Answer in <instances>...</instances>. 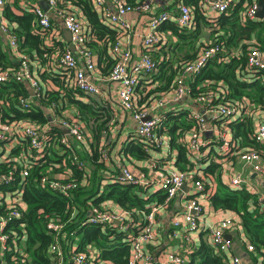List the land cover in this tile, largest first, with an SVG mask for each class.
Returning <instances> with one entry per match:
<instances>
[{
  "label": "trees",
  "instance_id": "trees-1",
  "mask_svg": "<svg viewBox=\"0 0 264 264\" xmlns=\"http://www.w3.org/2000/svg\"><path fill=\"white\" fill-rule=\"evenodd\" d=\"M19 1L6 0L1 15L8 24V30L17 39L18 52L39 63L35 69L36 75L33 70L32 73L40 85L49 79L57 88H42L40 95L31 99L25 82L10 79L0 83V122L13 128V138L16 139L5 159L0 160V174L11 171L13 175L12 180L1 187V191L11 193L20 189L25 206L22 217L9 220L4 227L8 246L6 259L10 262L9 258L14 257L13 264H53L50 245L54 241L55 232L47 224L51 219H59L64 225L58 238L64 245L77 237L78 251H84L91 246L99 249L101 256L114 264H127L129 247L122 232H118L111 225L79 226L77 221L85 216L88 206L105 205L113 208L116 204L128 210L146 209V204L152 199L143 198L142 194L146 189L144 186L103 180L101 174L107 171V166L104 162L102 139L107 131L108 117L100 111L94 100L73 85L72 73L60 63L61 56L68 48L55 50L54 42L45 45L43 38L49 30L42 31L38 28L33 5L22 7ZM123 1L129 7L145 2ZM202 1L183 0L193 14L191 27L181 28L175 21L168 19L156 28L160 43L149 51V55L156 63L151 76L154 81H158V85L151 90L138 92L139 96L134 105L136 108H144L161 98L163 93H173L176 79L184 65L193 62L201 48L216 46L218 49L214 55L197 74L189 78L190 96L193 98L214 90L217 94L210 103L212 105L247 100L248 115L231 120L227 125L234 140H240L241 145L247 149L260 152L264 146L251 135L255 127L254 112L257 114L256 111H259L263 116L258 119H264V71L247 67V55L253 47L264 52V18L246 16L248 6L258 0H235L213 22L205 20L201 13ZM56 11L75 14L85 22L88 37L86 46L96 55L103 74L108 75L115 62L111 50L120 40V28L107 19L103 20L91 0H57ZM202 25H209L212 29L213 38L207 44L198 41ZM166 31L177 37L175 47L167 43V37L164 36ZM184 47V55L177 54L173 64L168 67V58H174V53L171 54L170 51L173 48L180 51ZM55 52L58 53L54 58L59 67L57 72L41 70L40 66L50 61ZM8 65L10 63L0 47V69L13 68ZM23 99L28 100L27 107L21 104ZM45 109L49 112L46 113ZM188 114L187 110H181L177 116H172V112L162 113V120L155 130L158 133L166 132L170 147L176 150L175 166L179 170L189 169L194 165L188 157L186 147L178 141L186 139V132L194 123ZM54 117L66 121L75 120L81 124L89 147L82 148L80 152L74 142L69 147L63 144V130L49 123L50 118ZM224 121L225 119L221 120ZM28 124L44 130L41 136L45 146L41 154L31 148L27 137L19 134L21 128ZM148 146L150 145L138 141V144L125 148L124 153L133 155L138 160L145 159L148 157L145 150ZM72 148L77 149L78 158L85 161V164L79 165L73 160ZM203 163L202 171L213 174L216 165L211 162ZM57 175L64 176L63 182L77 184L70 192L71 196L41 185L43 176L53 179ZM195 178H199L197 173ZM215 179L217 185L209 196L210 205L214 209L230 210L239 217L245 237L254 247L252 252L255 260L259 256L260 264H264V212L260 210L257 195L244 187L230 188L217 175ZM208 184L209 181L205 179V189ZM164 197L161 195L158 202H162ZM72 207L74 216L70 219ZM70 232L74 234L70 236ZM20 250L23 255L18 253ZM190 257L191 262L197 260L198 264H224L223 254L216 252L205 241H201L197 250L190 253Z\"/></svg>",
  "mask_w": 264,
  "mask_h": 264
},
{
  "label": "built area",
  "instance_id": "built-area-1",
  "mask_svg": "<svg viewBox=\"0 0 264 264\" xmlns=\"http://www.w3.org/2000/svg\"><path fill=\"white\" fill-rule=\"evenodd\" d=\"M93 5L102 10V16L104 19L110 21L121 30L120 38L130 39L132 26L126 19V14L130 11H142L147 9L148 3L145 1L139 6L129 7L123 0H91ZM234 0H212L210 6L215 14L222 13L228 9ZM107 2L113 4L114 9L109 10L106 7ZM5 0H0V30L5 33L8 43L11 49L18 51L17 39L8 30V24L1 15V9ZM49 8L57 9V0H47ZM257 1L248 6L246 10V16L250 18L256 17ZM203 6L201 3L200 7ZM33 11L38 18V28L42 31L49 30L51 27L50 17L47 11H44L40 6H33ZM62 18L65 28L70 32L71 43L74 48V52L68 49L60 58V63L63 68L72 73V82L75 87L83 91L87 96L92 97L99 93V87L93 80L92 73L97 69V62L95 55L86 46L87 35L81 19L72 13H63L56 11ZM169 14L161 12L158 15L150 18L149 29L141 37L143 51L139 58L133 59L131 51L128 47H122L121 40L116 42L111 50L112 56H114V64L107 75V79L118 83L117 96L123 109L131 112L134 119L137 121L136 134L141 141L149 144L150 146H160L162 139L155 133L157 126L160 124L161 116H150L149 114L153 109L158 106H162L166 103L165 100L158 98L156 101L150 103L144 108H136L134 105L137 99V85L142 77L151 75L155 70L156 63L149 55V51L160 43V38L157 35L156 28L162 23L168 20ZM175 22L181 28L191 27L193 24V14L191 8L180 2L177 5V13ZM207 44V43H206ZM216 46H205L198 52L196 59L193 62H188L184 65V68L179 72L176 79V88L172 93V100H178L184 95H190V87L186 85V78L197 74L207 60L214 55L217 51ZM19 53V52H18ZM20 54V53H19ZM263 51L257 47L250 49L247 55V67L256 68L264 71V57ZM78 57L82 60L84 68L79 64ZM19 65L17 68L0 69V83L6 82L10 79H14L19 82H26L34 95L39 96L42 92V87L34 74L30 64V59L26 54H20ZM216 91L209 90L207 93L194 96L195 102L202 105L203 110L201 112H191L190 117L193 120V125L188 131V136L183 141L184 146L187 149L188 157L195 164L198 162L204 154V137L203 134L208 129V123L215 126L217 134V143L219 148L223 152L229 147L234 146L236 143L232 139L230 129L229 133L225 130V127L233 116L241 117L246 116L249 113V103L247 100L234 101L228 104H210L215 99ZM21 104L27 107L28 100L23 99ZM225 119L224 122L221 120ZM220 120V122H219ZM50 124L58 127L65 128L67 133L63 132L61 142L68 147L71 142H74V146L79 149H87L85 145V134L81 124L75 120L66 121L57 118H50ZM220 126H222L220 128ZM5 126L0 122V154L1 161L8 155L9 150L16 143V139L13 138V128ZM224 128V129H223ZM6 129H11V134H7ZM214 129V128H212ZM42 131L34 125L28 124L21 128L20 135L27 137L30 142L31 148H34L36 152L41 154L44 151V138ZM257 142L264 146V119L260 120L254 127L251 135ZM46 138V136H44ZM6 142V143H4ZM3 144V145H2ZM79 146H77V145ZM77 149L71 150L73 154V160L79 165L85 164V161L78 158ZM104 156V153H103ZM238 157L241 160L244 167H249L255 173H262L264 168L261 164V154L259 151L251 148H246L238 153ZM153 169V173L147 175L144 171L133 170L130 167L124 165L120 170L110 176H107L110 182H118L120 184H133L138 186L149 187L151 184L159 191H161L165 197L162 202L152 200L146 204V209H132L128 210L122 207L109 208L108 206H88L86 208V214L80 218L77 222L79 226L84 224H99V225H111L116 227L118 232H122L129 247V256L127 264H194L189 259V254L196 250L191 247L187 256L185 254L173 251H161L159 256L153 257L146 249V245L156 240L157 232L154 228L155 216L161 208H166L169 202L175 198L179 192L184 197L183 209V223L175 217L173 219V226L175 228H185L186 233L183 235V239L186 244H191L192 239L190 232L195 231L200 226L202 220L203 205L197 199L196 193H202L206 189L204 188V178H195L196 171L193 167L185 170H173L165 168H155L154 163L150 164ZM12 172L7 174H0V264H13L14 257L9 258L7 261L5 252L8 249L6 244L7 234L4 233V227L9 220L14 218L19 219L23 215L25 206L20 194V189L15 192H3L1 187L12 180ZM63 175H57L56 178L48 179L47 176L41 178V185L44 188H48L55 191H60L66 196H71V191L77 186L73 182H63ZM245 178H243L242 171L236 173L231 177L228 182L230 188L236 189L243 187ZM191 186V192H183L181 189L183 185ZM249 191V190H248ZM250 192L257 195V200L260 206V210L264 212V194L259 193L254 187L250 189ZM144 194V193H143ZM142 194V196H143ZM150 197V196H149ZM144 198V196H143ZM153 199L152 197H150ZM148 198H145V200ZM90 205L91 203L88 202ZM74 216V209L72 207L70 219ZM50 229L55 232L54 241L50 245V252L53 254V264H114L112 261L105 259L101 256L100 250L94 247L88 246L84 251H78L77 243L75 239H71L65 245L58 238V235L63 228V225L59 219H51L47 224ZM236 225V222L232 218H224L220 220L216 226L209 228L210 243L216 252L224 253L232 247L233 241L228 237L229 230ZM70 236L74 232L69 233ZM245 248L248 252H252L254 247L244 236L243 240ZM21 255L24 253L21 250L18 252ZM227 264H244L242 258L237 255H231ZM260 264V263H259Z\"/></svg>",
  "mask_w": 264,
  "mask_h": 264
},
{
  "label": "crops",
  "instance_id": "crops-1",
  "mask_svg": "<svg viewBox=\"0 0 264 264\" xmlns=\"http://www.w3.org/2000/svg\"><path fill=\"white\" fill-rule=\"evenodd\" d=\"M42 1L47 2V0H20L19 4L22 7H26L29 5L40 6V3ZM145 1L149 4L147 9L142 11L133 10L126 14V19L130 22L132 26V34L130 36V39L127 41L126 39L120 38L122 44L121 46L124 48L128 47L130 49L133 59L139 58L143 51L141 37L149 29L150 18L158 15L161 12H166L169 14V19L175 21L177 5L178 3L183 2V0ZM210 1L212 0H203V6L200 7V11L204 15L205 20H207L208 22H213L215 17L218 16L220 13H214L212 7L210 6ZM106 7L109 10L114 9L113 4L110 2H107ZM94 8L97 10L101 18L105 20L102 16V10L95 6ZM47 12L50 17L51 27L49 28V31L46 33V35H44V44L50 45L54 42L56 43V45L54 46L55 50L56 48L61 49L62 47H65L74 52L72 43L68 40V38L70 37L69 31L65 28L62 18L57 14L55 9L49 8ZM81 21L83 22V26L85 28V22L83 20ZM211 31L212 29L211 27H209V25H202L198 41H201L205 44L208 43L213 38ZM164 36L167 37V43H170L172 47L176 46L177 37L175 35H173L170 31H166L164 32ZM0 47L6 54L7 61L10 63L8 67L17 68L19 65L20 54L18 53V51H15L10 48L8 39L5 33H2L1 30ZM185 49V47L183 50L180 51L176 49V53L178 55H184ZM53 54L51 56L50 61L40 66L41 70L48 72H57V69H59V67L58 65H56L54 58L58 56V53L55 52V54ZM94 57L96 62H98L96 55ZM78 61L80 66L84 68L82 60H80L79 57ZM37 64L39 63L35 60L31 61L32 70L35 75V69L37 67ZM99 66L100 65L97 63V69L92 73L93 80L99 87V93L90 98L94 100L100 111L104 112L108 117V123L106 124L107 131L104 133V137L102 139V146L104 149V162L107 166V171H105L103 174L104 180H108L107 176L110 178L112 174L118 172L120 168L124 165L130 167L135 171H144L147 175L153 173V169L150 167L151 163H154L156 165L155 168L179 170L178 167L175 166L176 150L170 147L169 139L167 137L166 132H155L158 136H161L162 142L160 146H148V148L145 149L148 154L147 158L138 160L135 156L130 155L128 153H124L125 148L138 144V141H141V139L136 134V128L138 123L134 119L133 114L131 112L122 108L119 98L116 94L118 83L108 80L107 74H103ZM101 66L103 67L102 64ZM151 75L142 77L140 79L136 88L137 93L141 91L151 90L158 85V81H154ZM185 83L187 86H189V78H186ZM25 84L27 88H30L26 82ZM41 87L43 88V90L57 88L54 83L49 79L43 81V85H41ZM138 96L139 94H137V99ZM172 97V93H163L161 95V99L165 100L166 103L160 107L156 106L149 115L161 116L162 113L172 112V116H177L181 110H187L189 114L190 111L201 112L203 110L202 105L198 102H195L194 98H192L190 95H184L178 100H172ZM45 111L46 113L49 112L48 109H45ZM256 112L257 114L255 112L253 114V118L255 120L254 125H256L261 120L258 119V117L263 116V114H260L259 111ZM236 118L238 117L233 116L230 121ZM221 127L222 126H220V128ZM224 127L225 130L229 133L228 125ZM6 131L8 135L11 134V129H6ZM186 133L188 135V130ZM203 137L205 142V155L202 157L203 160L201 158L198 162L193 165V168L200 177L204 178V181L205 179L208 180L209 184L208 188L204 192L199 194L196 193L197 199L203 205V212L199 228L195 231L190 232L192 243L186 244L183 239V235H185L186 233L185 228H175L172 225L173 219L175 217H177V219H179L183 223L184 211L182 209V205H184V197L182 193L179 192V194L169 202V205L166 208H161L156 214V220L154 223V228H156L157 232L156 240L147 244L146 249L155 258L159 256L161 251L179 252L187 256L190 248L193 247L197 250V248L201 244V241H205L206 243L211 244L209 235L210 227L216 226L218 222L220 220H223L224 218H232L236 222V225L229 230L228 237L232 239L233 244L230 250L222 253L224 256V264L228 263L231 258V255L233 254L239 255L242 258L244 264H259L261 262L259 256L255 260V254L253 252H248L245 248L246 246L243 242L245 234L240 224L239 217L230 210L214 209L210 205L209 196L213 193L214 189L216 188V175L219 176L220 181L223 184L228 186V182L230 181L231 177L241 171L243 178H245L243 187L249 191L251 188L254 187L259 193L264 194V171L262 173H255L249 167L243 166L241 160L238 157V153L241 150L246 149L247 147L242 146L240 140L236 141L232 138L236 144L222 152L219 148V143L216 142L217 134L215 131V126H211L208 123V129L203 134ZM184 140L185 139H180L178 141L179 143L183 144ZM85 145L87 146V148L89 147L87 140H85ZM79 151L81 152V149H79ZM260 154L261 164L264 168V151L261 150ZM203 162H211L216 165V169L214 170L213 174H207L202 171L201 168L204 166ZM181 189L183 190V192H191V186L187 184L183 185ZM162 194L163 193L161 191L157 190L151 184L145 189L143 196L144 199L149 198L150 196L153 198L152 200L158 202V198ZM113 207L116 208L117 205L114 204ZM189 259L191 260V257ZM193 263L198 264V261L196 260Z\"/></svg>",
  "mask_w": 264,
  "mask_h": 264
},
{
  "label": "water",
  "instance_id": "water-1",
  "mask_svg": "<svg viewBox=\"0 0 264 264\" xmlns=\"http://www.w3.org/2000/svg\"><path fill=\"white\" fill-rule=\"evenodd\" d=\"M40 7L44 10V11H47L49 9V5L47 2L45 1H42L40 3ZM256 17L259 18V19H263L264 18V0H258V3H257V10H256ZM70 34V32H69ZM69 41H71V36L68 38ZM73 50V48H72ZM29 90V94L30 96H33L34 93L33 91L28 88ZM63 132L67 133V130L65 128H62Z\"/></svg>",
  "mask_w": 264,
  "mask_h": 264
},
{
  "label": "rangeland",
  "instance_id": "rangeland-1",
  "mask_svg": "<svg viewBox=\"0 0 264 264\" xmlns=\"http://www.w3.org/2000/svg\"><path fill=\"white\" fill-rule=\"evenodd\" d=\"M173 53H174V58L173 59H172V57L168 58V61H167V65H169L168 67H170L173 64V62H174L173 60L177 57L176 49H174V48L171 51V54H173ZM169 60H171V61L169 62ZM262 150L264 151V147ZM101 175H103V174H101ZM103 180H104V178H103ZM74 242L77 243V237L75 238Z\"/></svg>",
  "mask_w": 264,
  "mask_h": 264
}]
</instances>
